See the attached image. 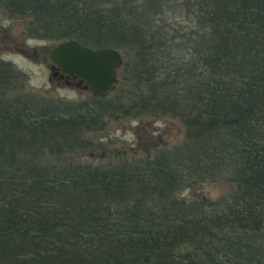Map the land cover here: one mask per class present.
<instances>
[{"label":"trees","instance_id":"trees-1","mask_svg":"<svg viewBox=\"0 0 264 264\" xmlns=\"http://www.w3.org/2000/svg\"><path fill=\"white\" fill-rule=\"evenodd\" d=\"M171 1L0 0L28 37L122 53L132 97L112 110L184 130L153 156L75 166L110 96H18L0 65V264H264V0H195L185 32L164 21ZM217 182V200L179 196Z\"/></svg>","mask_w":264,"mask_h":264},{"label":"rangeland","instance_id":"rangeland-1","mask_svg":"<svg viewBox=\"0 0 264 264\" xmlns=\"http://www.w3.org/2000/svg\"><path fill=\"white\" fill-rule=\"evenodd\" d=\"M194 1L172 0L165 5L167 12L164 21L171 23L179 32L188 31L193 26L189 9L196 4ZM19 13L17 9L0 6V65L9 64L17 76L13 84L15 89L11 88L10 92L35 100H54L64 103L65 107L67 104L91 103L90 92L80 90L74 84L68 86L64 81L56 80L48 70V55L61 42L28 37L26 28L29 19L19 17ZM175 36L179 35L175 33ZM121 56L125 63L127 59L122 53ZM127 58L130 63L132 58ZM119 72L120 70L119 84L105 103L110 106L109 110L113 109L116 100L119 99L120 103L126 105L129 103L128 98L132 97L133 89L129 83L121 84ZM109 114L111 115L104 116L102 127L98 131L79 134L76 147L68 157L75 166L114 165L120 158L131 159L136 153L145 155V152H149L153 156L154 149L178 145L183 138L182 124L176 118L154 119L149 114L139 117L121 116L120 112L114 110ZM47 159L48 157L42 158L40 163L53 162L52 159ZM228 188L225 182L210 183L198 190L184 189L179 192V196L186 200L196 196L217 200L227 194Z\"/></svg>","mask_w":264,"mask_h":264},{"label":"water","instance_id":"water-1","mask_svg":"<svg viewBox=\"0 0 264 264\" xmlns=\"http://www.w3.org/2000/svg\"><path fill=\"white\" fill-rule=\"evenodd\" d=\"M48 60L52 70L76 79V88L89 91L94 98L104 99L113 94L119 84L118 71L123 59L112 48L93 49L74 40L57 44Z\"/></svg>","mask_w":264,"mask_h":264},{"label":"flooded vegetation","instance_id":"flooded-vegetation-1","mask_svg":"<svg viewBox=\"0 0 264 264\" xmlns=\"http://www.w3.org/2000/svg\"><path fill=\"white\" fill-rule=\"evenodd\" d=\"M50 63V62H49ZM49 72L55 78L56 80L64 81L68 86H71L77 82L76 79L73 78H67L65 76H62L61 73L57 70H52V65L51 63L49 64Z\"/></svg>","mask_w":264,"mask_h":264}]
</instances>
